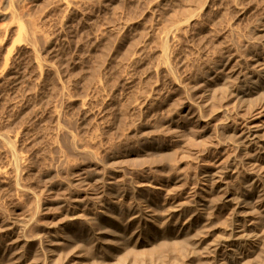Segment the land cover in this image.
Instances as JSON below:
<instances>
[{"label": "rangeland", "instance_id": "374dc122", "mask_svg": "<svg viewBox=\"0 0 264 264\" xmlns=\"http://www.w3.org/2000/svg\"><path fill=\"white\" fill-rule=\"evenodd\" d=\"M263 31L264 0H0V264H264V91L229 93Z\"/></svg>", "mask_w": 264, "mask_h": 264}, {"label": "bare ground", "instance_id": "6f19581e", "mask_svg": "<svg viewBox=\"0 0 264 264\" xmlns=\"http://www.w3.org/2000/svg\"><path fill=\"white\" fill-rule=\"evenodd\" d=\"M263 34H264V31H263ZM253 78H255V82L253 83V85H251L250 87H248V88H246L244 90H241V91L240 90L236 91V89L235 90L233 89L232 92L231 91L229 92V93H231L230 95H235V96H237L239 98H243V99L247 98L248 99V98L252 97V96L249 97L250 95H252V94L254 95L255 93H258L260 91H264V69H260L259 71H257L256 74L253 76ZM263 130H264V123H262L259 126L258 125H252V126L248 127L246 129V131L244 133H242L243 134L241 136L242 142L245 143V144L247 143L249 145L254 144L255 141L259 138L260 132L263 131ZM263 153H264V150H263ZM13 156H15V155H13ZM251 158H252V156H251ZM15 160H17V159L15 158ZM263 187H264V181H263ZM224 196H225L224 197L225 201L230 203L231 205H236V204L240 203V199L236 195H234L233 193H227ZM197 204H198V208H199L198 212H203L204 211V207H206L207 201L204 198L200 197L198 199V201H197ZM166 206H167L166 210L168 211V209H169L172 212H174L176 215H178L179 219L187 218V215L184 214L183 212H181V209H182L181 203H179V202L170 203L169 202V204L166 205ZM168 212H170V211H168ZM243 231H245V229L238 230L237 232H241L242 233ZM18 234H20V233L18 232Z\"/></svg>", "mask_w": 264, "mask_h": 264}]
</instances>
